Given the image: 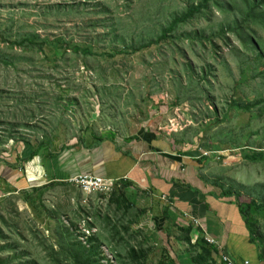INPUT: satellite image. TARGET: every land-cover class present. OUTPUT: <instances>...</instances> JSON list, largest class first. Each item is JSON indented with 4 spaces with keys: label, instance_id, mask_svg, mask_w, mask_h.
Segmentation results:
<instances>
[{
    "label": "rangeland",
    "instance_id": "1",
    "mask_svg": "<svg viewBox=\"0 0 264 264\" xmlns=\"http://www.w3.org/2000/svg\"><path fill=\"white\" fill-rule=\"evenodd\" d=\"M202 1L0 0V59L12 63H0V155L20 143L130 136L165 110L157 129L187 134L205 176L232 189L264 244V208L249 207L264 205V27L243 22L249 0H213L170 30ZM27 34L42 50L13 47ZM27 194L0 200V264H73L68 247L79 241L101 264H160L167 249L195 264L201 252L199 231L188 233L168 200L131 195L127 213L117 195L69 183L48 186L35 206ZM132 250L144 252L138 261Z\"/></svg>",
    "mask_w": 264,
    "mask_h": 264
},
{
    "label": "crops",
    "instance_id": "2",
    "mask_svg": "<svg viewBox=\"0 0 264 264\" xmlns=\"http://www.w3.org/2000/svg\"><path fill=\"white\" fill-rule=\"evenodd\" d=\"M162 112L150 128L144 126L130 136L109 132L91 134L72 144L11 146L0 155V200L28 192L25 201L31 205L48 186L68 184L77 175L124 181L131 184L134 197L140 193L153 202L168 200L180 220L214 239L220 249L217 264H224L222 253L239 264H264V244L261 238L251 239L236 197L224 196L221 182L205 176L197 161L200 153L188 145L187 134L171 135L166 128L157 129L171 116ZM160 203L153 207L157 215L165 204Z\"/></svg>",
    "mask_w": 264,
    "mask_h": 264
},
{
    "label": "trees",
    "instance_id": "3",
    "mask_svg": "<svg viewBox=\"0 0 264 264\" xmlns=\"http://www.w3.org/2000/svg\"><path fill=\"white\" fill-rule=\"evenodd\" d=\"M213 0H203L200 4L198 5H193L185 14L179 17H175L172 21V26L170 30H173V28L180 22H187L191 18H194L198 13L201 12L204 8H207L209 5V2ZM215 2L217 0H214ZM246 13H243L244 21L247 23L249 20L251 21H257L261 22L264 27V0H249L247 6H246ZM247 19V20H246ZM169 31V30H168ZM164 31V32H168ZM163 36L160 38V40H151L148 43H146L145 46H140L135 48L134 50L139 51L145 47L151 46L153 43H158L160 42L165 36H167V33L162 34ZM36 39H40L39 35L35 34H27L20 42H16L13 45L19 47H22L24 51L29 52L32 51L35 47L39 48V50H42V46L37 44L35 42ZM3 42H7L5 39L2 40ZM0 63H3L5 65H12L8 60L6 59H0ZM41 144H46V143H41ZM131 184L121 181L120 186L116 188V190L112 193L114 196L117 195V199L115 200V203L117 206L121 209H124L125 212H129L131 209V203H130V197L132 194L131 190ZM222 194L227 197H233L236 195L233 193L232 189H226L222 190ZM238 197L236 196V199ZM239 209L241 213L243 214L245 218L246 225L248 229L250 230L251 234V239L252 240H257L262 237L261 232L257 228V225L255 222L252 221L251 217L249 214L242 208V205L238 203ZM250 208L254 207L256 209H262L264 208V205L258 206L256 205V202H252L249 205ZM194 228V225H189L187 227V232L191 233ZM200 231V246H201V252L195 257L194 262L195 264H213L217 263V257L219 256L220 249L217 247L215 244L210 243L206 238L205 235L203 234L204 231L199 229ZM167 249V248H166ZM68 251L70 252L69 257L71 256L73 259V264H101L99 260L95 257V251L91 247H87V245L83 244L81 241L77 243V246L74 248L72 246L68 247ZM144 252L141 251V253H137L135 250L131 251L132 254V259L135 261H138L139 257L143 254ZM222 263H224L222 261ZM160 264H179L178 261L174 258L169 253V250L167 249L165 253L162 254V259L160 261ZM225 264V263H224Z\"/></svg>",
    "mask_w": 264,
    "mask_h": 264
},
{
    "label": "built area",
    "instance_id": "4",
    "mask_svg": "<svg viewBox=\"0 0 264 264\" xmlns=\"http://www.w3.org/2000/svg\"><path fill=\"white\" fill-rule=\"evenodd\" d=\"M215 154V153H213ZM204 155L209 156L210 153L205 152ZM225 154H220L223 156ZM69 184L82 192L83 194H99L102 196L113 193L116 188L120 186V181L108 180L98 176L90 175H77L69 180ZM196 224V223H195ZM210 243L218 244L214 239L207 238ZM221 261L226 264H239L229 254L222 253ZM243 264H250L249 261H245Z\"/></svg>",
    "mask_w": 264,
    "mask_h": 264
}]
</instances>
